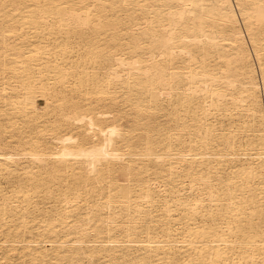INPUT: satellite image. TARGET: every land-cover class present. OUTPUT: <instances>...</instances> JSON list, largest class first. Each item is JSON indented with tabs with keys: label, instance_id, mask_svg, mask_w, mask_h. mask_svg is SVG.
<instances>
[{
	"label": "bare ground",
	"instance_id": "1",
	"mask_svg": "<svg viewBox=\"0 0 264 264\" xmlns=\"http://www.w3.org/2000/svg\"><path fill=\"white\" fill-rule=\"evenodd\" d=\"M0 264H264V0H0Z\"/></svg>",
	"mask_w": 264,
	"mask_h": 264
},
{
	"label": "rangeland",
	"instance_id": "2",
	"mask_svg": "<svg viewBox=\"0 0 264 264\" xmlns=\"http://www.w3.org/2000/svg\"><path fill=\"white\" fill-rule=\"evenodd\" d=\"M77 95L78 96L75 99L76 104H85V103H87V101H90L89 104L88 103L85 104L84 107H91L93 109L96 107L97 110L105 109V107L102 105L96 106L95 99H97V98L95 95L89 96L87 98V100H86L85 94L83 95L82 93H78ZM92 98H93V100H92ZM110 124H112V120L107 119V120L103 121V123L101 122L99 125H97L95 127L93 125H91V127L87 128V129L85 128V126H78V125L72 124V125H68V126H61L57 129L53 130V132H56L57 137H63L65 139H69V138L72 139L73 138L72 141L69 142V145H71V146L73 145V147H72L73 150H80L82 148V150H84V151H90L92 148H93L92 150H94L95 149L94 147H96V145L98 147L101 137L103 135H106V129L109 128ZM102 131H103V134H102ZM99 137H100V139H99ZM79 139H80V142L81 141L83 142V144L79 143Z\"/></svg>",
	"mask_w": 264,
	"mask_h": 264
}]
</instances>
